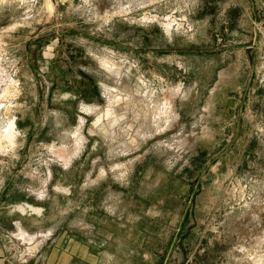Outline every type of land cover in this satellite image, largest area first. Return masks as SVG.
<instances>
[{
    "label": "rangeland",
    "instance_id": "374dc122",
    "mask_svg": "<svg viewBox=\"0 0 264 264\" xmlns=\"http://www.w3.org/2000/svg\"><path fill=\"white\" fill-rule=\"evenodd\" d=\"M5 119L13 264H264V0H0Z\"/></svg>",
    "mask_w": 264,
    "mask_h": 264
},
{
    "label": "crops",
    "instance_id": "0c3cea01",
    "mask_svg": "<svg viewBox=\"0 0 264 264\" xmlns=\"http://www.w3.org/2000/svg\"><path fill=\"white\" fill-rule=\"evenodd\" d=\"M8 200L0 197V264H13V254L17 252L14 250V232L12 229L16 227L39 230L41 228L40 219L36 217H24L13 213L8 209ZM64 248L57 246V232L55 238L49 243V245L43 247L44 259H47L46 264H68V240L65 241ZM42 243V242H41ZM41 243L36 244V250L41 249L39 247ZM39 252V251H38ZM13 253V254H12ZM12 254V255H11ZM31 258V257H30ZM25 264V263H23Z\"/></svg>",
    "mask_w": 264,
    "mask_h": 264
},
{
    "label": "bare ground",
    "instance_id": "6f19581e",
    "mask_svg": "<svg viewBox=\"0 0 264 264\" xmlns=\"http://www.w3.org/2000/svg\"><path fill=\"white\" fill-rule=\"evenodd\" d=\"M167 25V24H166ZM167 27L169 26H166V30L167 31ZM99 120H97L98 122ZM78 123H79V126L82 124V119L79 118L78 120ZM3 128H2V132L0 134V150L3 151L4 148H7L8 146L11 145V140H12V135H13V132H14V121L13 120H6L4 121V124H3ZM77 132V131H76ZM75 135V134H74ZM77 142V140H76ZM79 142V141H78ZM6 143V144H4ZM4 144V145H3ZM77 146V145H76ZM76 148V147H75ZM70 157V156H68ZM68 157H65V156H62V161L63 163H67L68 161ZM21 232V231H20ZM22 233V237L23 239H29V240H32V235L31 236H26V235H23V232Z\"/></svg>",
    "mask_w": 264,
    "mask_h": 264
},
{
    "label": "built area",
    "instance_id": "2783aa9c",
    "mask_svg": "<svg viewBox=\"0 0 264 264\" xmlns=\"http://www.w3.org/2000/svg\"><path fill=\"white\" fill-rule=\"evenodd\" d=\"M18 234H19V233H18ZM35 236H36L38 239H41V240H42V239H44V235H42V236H41L40 234H37V235H35V234H34V237H35ZM40 237H41V238H40ZM14 238H15V237H14ZM14 240L17 242V240H16V239H14ZM15 241H14V242H15ZM18 242H20V241H18ZM22 242H23V241H22ZM18 244H19V243H18ZM13 245H14V244H13ZM14 248H15L14 250H15L17 253H19V249H20V248H19V246H16V245H14ZM25 250H26V251H25ZM25 252H27V253H28V256H29L30 254H32V250H31V251H29V249H28V248H27V249H24V250H22V255H23V254H27V253H25ZM30 252H31V253H30ZM22 255H21V257L23 258V256H22ZM23 262H24V263H26V260H24Z\"/></svg>",
    "mask_w": 264,
    "mask_h": 264
}]
</instances>
